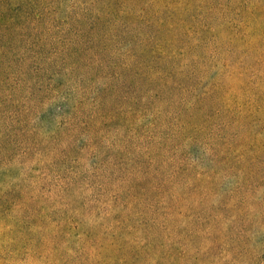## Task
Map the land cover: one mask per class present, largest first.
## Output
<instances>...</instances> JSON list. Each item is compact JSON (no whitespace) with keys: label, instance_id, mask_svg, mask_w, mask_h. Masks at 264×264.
<instances>
[{"label":"rangeland","instance_id":"rangeland-1","mask_svg":"<svg viewBox=\"0 0 264 264\" xmlns=\"http://www.w3.org/2000/svg\"><path fill=\"white\" fill-rule=\"evenodd\" d=\"M0 264H264V0H0Z\"/></svg>","mask_w":264,"mask_h":264}]
</instances>
